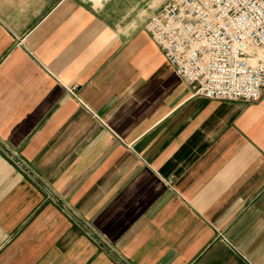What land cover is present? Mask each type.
<instances>
[{"label": "crops", "instance_id": "crops-1", "mask_svg": "<svg viewBox=\"0 0 264 264\" xmlns=\"http://www.w3.org/2000/svg\"><path fill=\"white\" fill-rule=\"evenodd\" d=\"M128 1L0 0V264H264V93L194 96Z\"/></svg>", "mask_w": 264, "mask_h": 264}, {"label": "built area", "instance_id": "built-area-1", "mask_svg": "<svg viewBox=\"0 0 264 264\" xmlns=\"http://www.w3.org/2000/svg\"><path fill=\"white\" fill-rule=\"evenodd\" d=\"M143 28L194 96L261 100L264 0H166Z\"/></svg>", "mask_w": 264, "mask_h": 264}, {"label": "rangeland", "instance_id": "rangeland-1", "mask_svg": "<svg viewBox=\"0 0 264 264\" xmlns=\"http://www.w3.org/2000/svg\"><path fill=\"white\" fill-rule=\"evenodd\" d=\"M130 2L128 0H125V2L122 4V6L114 9V14L116 16H122V17H133V16H139L144 17L146 12H149L152 8L149 7H133L130 6ZM133 3V1H131ZM263 53L264 51H259Z\"/></svg>", "mask_w": 264, "mask_h": 264}, {"label": "bare ground", "instance_id": "bare-ground-1", "mask_svg": "<svg viewBox=\"0 0 264 264\" xmlns=\"http://www.w3.org/2000/svg\"><path fill=\"white\" fill-rule=\"evenodd\" d=\"M263 51H264V50H263ZM260 55H261V57H262L263 60H264V52H263V53L260 52Z\"/></svg>", "mask_w": 264, "mask_h": 264}]
</instances>
